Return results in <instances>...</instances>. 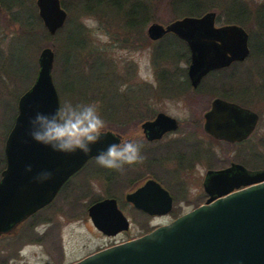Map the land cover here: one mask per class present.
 Instances as JSON below:
<instances>
[{
    "label": "water",
    "instance_id": "water-1",
    "mask_svg": "<svg viewBox=\"0 0 264 264\" xmlns=\"http://www.w3.org/2000/svg\"><path fill=\"white\" fill-rule=\"evenodd\" d=\"M38 16L54 36L67 20L60 0H36ZM215 10L183 15L167 23L146 26L147 38L158 40L171 33L186 42L190 51L186 71L191 87L211 70L244 61L250 51L248 33L238 23L215 24ZM55 52L44 46L38 55L33 83L17 100V113L3 145L5 167L0 175V238L15 233L30 215L49 204L62 184L110 143H119L121 133L108 128L103 141L88 155L58 153L31 138L29 120L37 113L52 114L60 105L53 81ZM205 111V132L215 138L237 141L259 122V113L231 100L215 97ZM177 128L175 119L161 111L138 124L145 138L156 139ZM31 166L32 171L27 168ZM51 172L50 180L34 179ZM204 180L209 198L170 224L155 226L148 233L103 246L70 264H264V168L247 170L232 163L208 171ZM135 208L147 214L169 209L170 196L154 179L126 193ZM160 200L157 209L153 200ZM163 201V202H162ZM113 197L100 198L88 209L94 227L105 235L128 229L129 220ZM165 203V204H164Z\"/></svg>",
    "mask_w": 264,
    "mask_h": 264
},
{
    "label": "rangeland",
    "instance_id": "rangeland-1",
    "mask_svg": "<svg viewBox=\"0 0 264 264\" xmlns=\"http://www.w3.org/2000/svg\"><path fill=\"white\" fill-rule=\"evenodd\" d=\"M6 1L8 0H4V3ZM62 1L66 6H71L73 11L70 9L68 12L69 24L67 23V27L52 42L54 45L57 44L56 50H54L52 75L60 103L70 101L77 104L80 103V97L83 98L82 103H97L100 114L107 124L110 122L113 126L118 125L125 128L123 129L124 134L121 135L135 131L139 120L153 117L157 110L171 113L185 120L194 108L203 109L207 105V102L205 105L202 102V106L198 104L195 107L188 95L186 97L184 95L163 96L159 93L158 89L161 91L162 88L157 81L162 75L160 70L164 63L154 64L152 57H154V46L160 44L162 39L155 41L149 39L154 43L141 49L128 48L129 43H119L118 40L125 36L128 37L127 33L132 32L130 40H133L137 35L135 31H129L123 22L114 19L113 24L108 26L104 21H98L93 14H78L73 7L74 0ZM147 1L158 2V0ZM226 1L216 0L214 4L223 6ZM247 2L255 8L253 0H247ZM4 3L3 5L7 9ZM162 4L158 6L155 4L152 7V15L155 17L152 22L157 21L163 24L172 21L174 18L170 21L166 19L173 14L177 17L185 15H177L169 8L161 7ZM4 7L2 6L0 10V140L2 147L4 143L2 136L6 137L5 133L11 122L8 114L10 108L16 107L17 96L32 84L38 68L39 52L47 43V39L40 34V31L37 33L41 37L32 38L30 35L24 34L29 27L24 25V18L26 16L33 17L32 0H25L24 6L16 5L9 11H6ZM214 10L216 16L218 15V19L215 17V23L225 24L226 17L222 14L224 11H219L218 8ZM11 14L19 15L20 20L11 23L9 20ZM111 15H114L115 18L118 17L114 12H111ZM103 16L105 17V14ZM152 22L143 25L142 32L146 33V26ZM77 23L82 25V33L77 30ZM249 28L248 43L257 46L261 41L258 36L260 28L255 24H249ZM176 44L179 47V44ZM257 52L249 55L244 62L235 65L234 69L237 72L231 77L236 81L232 84L234 88L245 87L247 89L246 91L241 88L246 91L245 94H235L237 99L240 98L236 101H240L249 108L252 107L259 113V122L254 134L255 151H257L255 161L256 165L262 161L264 167V90L260 91V88H264V53ZM188 62L178 61L176 66L186 69ZM169 66L171 75L180 73L176 71V66ZM203 81L198 88L208 92L199 91L204 99L213 96V92L218 94V91L222 90V86H220L222 84L217 83L219 80L216 77L207 75ZM123 86L126 87L121 92L120 89ZM107 99H109V104H105ZM146 110L150 114L147 113L145 117L143 114L146 113ZM4 111L5 113H3ZM181 131L179 129L174 134L170 133V138L183 137ZM223 157H227L226 151ZM89 168V170H87L88 168L84 170V172L86 170L88 172L82 176L84 182L81 181L79 194L76 195V206L69 210H55L54 207H51L49 210L54 211L53 219L33 228L36 233L34 236H43L40 240L29 241V237H22L21 244L19 241L22 240L17 241L18 238L2 240L0 243V264H4L2 260L9 255L12 257L5 264H68L110 243L112 238H108L109 236L104 234L100 236L95 231L94 224L88 216L87 207L94 199L100 196L105 197L109 193H113V196L120 199L123 192L130 190L131 182L124 185L123 180L120 181L119 178L121 173L117 171L112 173L114 179H106L108 169L98 166L95 161ZM120 201L123 204L121 209L131 223L127 231L123 230L124 232L115 239L132 235L137 237L148 229L151 231L153 225L160 221L154 216L147 217L128 204H124L122 199ZM49 227L51 232L47 236L46 232Z\"/></svg>",
    "mask_w": 264,
    "mask_h": 264
},
{
    "label": "flooded vegetation",
    "instance_id": "flooded-vegetation-1",
    "mask_svg": "<svg viewBox=\"0 0 264 264\" xmlns=\"http://www.w3.org/2000/svg\"><path fill=\"white\" fill-rule=\"evenodd\" d=\"M15 1L16 0H12V1L8 0L4 3V0H0V10L2 6L4 7L3 5L4 3L6 4L8 10L5 7L4 8L6 9V11H9L13 6H16V4H14ZM60 1L62 3V0ZM262 2L263 1L260 0H253V3L255 4L254 5L255 9L251 11V16L254 18L251 21V23L255 24L256 26L258 20L257 10H258V6L261 5L260 3ZM32 5H34L37 9L36 0H32ZM37 14H38V9H37ZM13 15L11 14V18L13 17ZM261 22H264V19L263 20L261 19ZM258 36H259V30H258ZM259 44L257 46L250 44V46H252L253 49L251 50L250 48L248 55H253L252 52L253 53L257 52L260 46L262 47V44L261 43ZM254 48L257 50L254 51L255 50ZM237 62H233V63H237ZM230 64L227 65V67L230 66ZM187 75H188L187 72L186 74L179 73L178 75L167 74L163 77L162 80L159 78L157 83H159L160 88H162L161 91L160 89H158L159 93H161L163 96L184 95L186 97L188 95L190 101L192 102L193 105H195V107L198 106V104H201L202 106V102L204 105L205 102H207V105L204 106L203 109L194 108L191 111L192 113L190 114V116H188V118L185 120H182L181 118H179V116L176 117L171 113L168 112L166 113L164 111L157 110L154 113L153 117H147V119L148 118L153 119L156 116L157 112L161 111L165 114L171 115L175 119L177 123V128H175L174 130L170 129L167 132H164L163 134H161L160 137L156 139H149V138L147 139L144 137L141 130H137L138 124L147 119L139 120L136 124L137 125L136 130L133 131L132 133L129 132L127 133V135H123V136L140 139L144 145L142 151L146 159L143 164H138L132 167L126 166V171L123 174H120L119 177L120 181L123 180L124 185L126 183L131 182L130 190L123 192L122 197L120 199L116 198L112 194H109V196H105V197L102 196L103 198L113 197L114 199H116L117 202L116 205L119 209H121V205H123L121 204L120 201L121 199L124 204H128L129 206H131V208H135L134 205L132 204V201H128L125 198L126 193H129L131 190L137 189V187L145 183V181L154 179V182L159 184V186L160 185L163 186L165 191L167 192V195L170 196L171 201L169 204V209L161 213L155 212L149 215L144 210L135 208L136 210L145 214L147 217L154 216L155 218L160 220L157 224H154L153 227L161 226L162 224H166V225L170 224L176 218L178 219L180 216H182L185 212L187 213L188 211L193 210V208L199 207L201 204H203V202H205L206 199L209 198V194L206 193L205 184H204V180L205 178H207L208 171H212V169L221 170L224 167H230L232 163H237L241 165L243 164L244 167L247 168V170H253L257 168L255 161V155L257 153V151H255L256 140L254 137L255 136L254 134L256 133L255 130L256 126L252 129L251 133L246 137L241 138V140H237V141L233 140L231 142L226 141L223 138L217 139L214 137V135L205 132V130L203 129V126L205 124L203 116L205 115V111L209 109V106L211 105L212 102L211 100L213 98L221 97L224 100H228V101L231 100L234 101L235 103L238 104L240 103L241 105H244L240 101L237 102L236 100H240V98L237 99V95L242 93L245 94L246 91L240 89L241 87L234 88L232 84H234L236 81H234L235 79L232 78L231 75H228L226 76V78H228L226 79L228 80L227 84L226 83L222 84V90H221L222 93L218 92V94H215L213 92L214 94L213 96H209L208 99H204L202 98V93L203 92L208 93V92L202 91L201 89L199 90L198 87L199 85H201V83L204 82L203 80L208 75V73L207 75H204L202 78L199 79V83L195 88L191 87L192 86L191 81H189ZM199 91L202 93H200ZM223 93L226 95H223ZM21 95L22 94H20L19 97ZM250 108L253 109L252 107ZM179 129L182 130L181 132L183 137L170 138L169 136L170 133L174 134L178 132ZM225 151L227 152V157L224 158L223 156L225 154ZM94 161H95V157L92 158L89 157V160L82 166V168H80V170L72 174L62 184V186L59 188L58 192L54 196L53 200L49 204L39 209L38 211L30 215L26 220H24L18 226V229L15 233L2 235L0 238V243L5 238H12V240H14V238L19 236L22 231L28 230L27 228V224L29 223L28 220L33 216L37 217L38 219H41L42 217L41 215H45L47 219L46 222L41 221V223L40 222L37 223L34 226L36 228L42 223H47V221L48 222L51 221L54 216V211L49 210L51 207H54L55 210L73 209L76 206L75 203L76 195L79 194L78 190L82 184L81 181L84 182V180H82V176L86 175V173L88 172L87 170L90 169L89 167L92 165ZM4 167H5V156L3 151V158H0V175ZM86 168L88 169L84 172ZM113 172L115 171L108 169L105 178L110 180L114 179V176L112 175ZM102 197L100 196L99 199ZM99 199H95L94 201H92V203L98 201ZM159 202L160 200L154 199L152 204H154V206L157 209H160L161 207H159L158 204ZM92 203H90L88 207ZM72 214H74V212H72ZM125 217L127 218V216ZM128 220L130 222V219ZM95 231H97V233H99L100 236L103 234L105 235V233H103L102 231H98L96 229ZM123 232L124 231L122 230L117 234H111L108 237V238H112L110 243L103 246L106 247L114 243L116 244L120 243L124 240L127 241L135 236L132 235V236L122 237V239H115L118 235H121V233Z\"/></svg>",
    "mask_w": 264,
    "mask_h": 264
},
{
    "label": "trees",
    "instance_id": "trees-1",
    "mask_svg": "<svg viewBox=\"0 0 264 264\" xmlns=\"http://www.w3.org/2000/svg\"><path fill=\"white\" fill-rule=\"evenodd\" d=\"M216 0H158V2H154L151 3L147 0H74L73 1V7L75 8L76 12H78V14H93L96 19L98 21H104V23H106V25L111 26V24H113V20L116 19L120 22H123L126 25V28L129 31H135L136 32V37L133 38V40H130L129 37L131 35V33H127L128 37H122V39H119V43H129V47L128 48H133V47H137L138 49H141L145 46H150L151 44H153L154 42H151L149 39H147V34L142 32V26L148 24L150 21L152 22V20L155 19V17L152 15L153 14V8L156 4V6H158L159 4H162L161 7L163 8H169L170 10L174 11L177 15H183V14H188L190 16H194L196 14L200 15L202 13H204V11L206 10H214L215 8H218L219 11H224L222 12V14L226 17L225 18V22H230V23H238L240 24V26L244 27L245 29H247L249 32L250 28H249V24H252L251 21L254 19L251 16V11L254 10L255 8L252 7L251 5H249V3L247 2V0H227L226 3L222 6H217L215 5ZM13 3V2H12ZM14 4H16L18 7L24 6L25 4V0H16L14 2ZM261 5L258 6V20H257V26L260 28L259 30V36L261 38V41L259 43L262 44V47L260 46V48L258 49L259 53H264V22H261V19L263 20V15H264V1L262 3H260ZM62 5L63 7L67 10V13L69 12V10H72L71 6H66V4L62 1ZM32 14L33 17H29L26 16L24 18V25L26 27H28L26 29V31L24 32L25 35H30L32 38L35 36H40L37 32L40 31V34L43 35V37H45V39H47V43L45 44V46H50L52 45L53 49L56 50V46L57 44H53L52 42L56 39L57 35L60 34V32H62L67 25L69 24V17L67 16V20L65 25L60 28L56 35L51 36L47 30L44 28L41 19L39 18L38 14H37V9L34 5H32ZM73 11V10H72ZM21 12V11H19ZM18 12V13H19ZM114 12L115 15H117L118 17L115 18V16L111 15L110 13ZM105 14V17L103 16ZM18 15V14H16ZM20 16H13L11 18V22L15 21V20H20L19 18ZM176 15H172L170 18L166 19L168 21L172 20L173 18H176ZM181 16H178L177 18H179ZM18 18V19H17ZM216 18L218 19V15L216 16ZM260 18V19H259ZM22 20V19H21ZM68 23V24H67ZM76 28L78 31H80V33H82V25H80L79 23L76 24ZM128 31V32H129ZM41 37V36H40ZM128 38V39H127ZM160 39H162L160 42V44L154 46L153 52H154V57H152V62H154V64H158V63H164V65L161 67L160 70V74L161 77H159L161 80L163 79V77L167 74H171L172 72L169 71L168 66L169 67H175L178 64V61H188V56L190 55L189 50L186 46V42H184L183 40L178 39V37L174 34L171 33H165L164 36H162ZM159 39V40H160ZM155 41V40H154ZM179 44V47L177 46V44ZM249 47L251 48V50L253 49L252 46H250V44L248 43ZM260 45V44H259ZM84 46V45H82ZM255 49V48H254ZM257 49H255L254 51H256ZM251 54V53H250ZM253 54V52H252ZM249 56V55H248ZM248 59V57H247ZM246 59V60H247ZM242 61H238L237 63H231L230 66H228L227 68H218L215 71H210L208 73V75H210L211 77H216L217 80H219L217 83L220 84H227L226 76L231 75L233 76L237 71L234 69L235 65L240 64ZM108 65V64H107ZM172 65V66H171ZM109 67V65H108ZM177 67V66H176ZM35 71V69H34ZM177 72H180L181 74H186V69L185 68H176ZM175 71V72H176ZM264 78V76H263ZM32 83V82H31ZM222 86V85H220ZM242 89H246L245 87H241ZM240 88V89H241ZM264 90V88H260V91ZM247 91V89H246ZM219 93H222V91H218ZM223 95H226L223 93ZM19 95L16 98V101L18 99ZM80 103H82L83 98L80 97L79 98ZM105 104H109V99H107L105 101ZM127 105V104H126ZM146 113L143 114L145 117L147 115V113H149L147 110L145 111ZM5 113V111L3 112ZM2 113V114H3ZM17 113V109L16 107L10 108V113H8L10 115V126L7 130V132L10 130L13 122H14V118L15 115ZM150 114V113H149ZM108 128H110L111 130H114L115 132H120L121 134H124L123 132V127L121 126H113L112 124H110V122H108L107 124ZM119 127V128H118ZM7 132L5 133V135L7 134ZM5 139V136H2ZM2 138V139H3ZM3 139V141H4ZM1 140H0V157L3 158V150H2V146H1ZM260 161V160H258ZM262 161H260L256 166L257 168H262ZM262 166V167H261ZM109 194H113V193H109ZM109 194H107V196H109ZM99 199V198H96ZM95 200V199H94ZM93 200V201H94ZM92 203V201H91ZM41 219H38L37 217H31L28 221L29 223L27 224V228L28 230H25L24 232H21L19 236H17L16 238L17 241H19V243L21 244L23 242V239H21L22 237H29V241L31 240H40L41 237L43 236H34V234L36 235V233L33 231L34 226L37 223H41L42 222H46V216L45 215H41ZM48 222V221H47ZM150 231V229L146 230V232ZM31 232V233H28ZM51 232L50 227L47 230L46 235L48 236ZM46 236V237H47ZM15 239V238H14ZM12 255L5 257L2 262L5 264L7 262V260L9 258H11Z\"/></svg>",
    "mask_w": 264,
    "mask_h": 264
},
{
    "label": "clouds",
    "instance_id": "clouds-1",
    "mask_svg": "<svg viewBox=\"0 0 264 264\" xmlns=\"http://www.w3.org/2000/svg\"><path fill=\"white\" fill-rule=\"evenodd\" d=\"M126 86L121 87V92ZM29 135L37 143L51 147L58 153L88 155L93 146L101 143L108 134V126L101 116L97 103L63 101L52 114L37 113L29 120ZM119 143H110L95 156L98 166L123 174L127 167L143 164V142L137 138L119 136ZM32 171L31 166L27 168ZM51 172H41L34 179L39 182L50 180Z\"/></svg>",
    "mask_w": 264,
    "mask_h": 264
}]
</instances>
